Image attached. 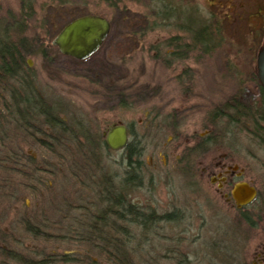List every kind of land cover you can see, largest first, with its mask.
<instances>
[{"label": "rangeland", "instance_id": "obj_1", "mask_svg": "<svg viewBox=\"0 0 264 264\" xmlns=\"http://www.w3.org/2000/svg\"><path fill=\"white\" fill-rule=\"evenodd\" d=\"M62 1L0 0V20L3 25H11L23 19L17 31L10 28L13 36L31 37L40 32L50 41L71 17L93 11L109 21L105 41L84 60L61 54L52 42L45 51L49 60L43 61L39 55L27 59L37 74L36 85L42 95L70 104L72 115L85 119L96 133L103 135L110 124L122 123L128 128L132 145L141 143L146 168L131 198L141 207L152 208L156 215L173 211L176 214L175 220L158 222L157 228L142 236L131 224H120L130 230L133 238L129 244L142 241L135 261L145 264L156 257L161 264H178L177 257L183 256L186 264H264V144L262 131L256 130L263 123L250 120L258 115L256 106L260 109L263 99L256 76V55L264 40V0H215L213 6L208 5L210 0H181L200 19L210 15L212 21L220 15L226 18L219 19L221 40L211 52H190L186 59L169 65L161 59L171 50L163 48L164 52L158 55L155 47L167 38L182 35L175 28L143 33L144 22L126 10H111L104 3L90 0ZM135 6L134 9L140 8ZM181 73L183 83L176 79ZM242 92L246 95L241 99L246 116L235 117L226 112L227 103ZM166 123H170L172 134L166 131ZM197 137L208 139V151L197 158L201 164L194 161L191 169L181 168L178 160L183 158L182 151ZM25 147L35 158L42 153L33 142H27ZM126 150L97 147L91 160L94 172L118 181ZM224 155L233 164L232 169L240 173L234 181L248 182L257 190L255 201L244 209L226 200L222 195L226 189L221 192L211 181L210 177L220 170L213 163L220 165ZM53 162L58 163L53 159L52 165ZM37 176H41L39 183ZM81 184L64 169L23 178L17 172L0 168L2 228L11 229L8 220L23 205L27 212L37 209L50 217V205L57 204L61 210L59 217L53 216L57 220L66 209L74 212L83 198L86 209L97 211L93 194L88 189L86 194ZM244 213L249 214L250 223L243 221ZM69 223L71 220L64 219L58 226L65 229L63 225ZM45 233L51 236L48 240L42 236L34 239L21 229L14 232L21 238V247L28 245L56 254L85 252L94 264H105L95 249L97 242L81 245L72 232L52 228ZM12 241L9 244L15 247L17 244Z\"/></svg>", "mask_w": 264, "mask_h": 264}, {"label": "trees", "instance_id": "obj_2", "mask_svg": "<svg viewBox=\"0 0 264 264\" xmlns=\"http://www.w3.org/2000/svg\"><path fill=\"white\" fill-rule=\"evenodd\" d=\"M63 2L65 1L61 3ZM90 2L104 3L111 10H126L132 16L137 15L145 24L144 30L141 31L143 33L168 26L181 32L182 35L167 38L160 46L155 47L158 55L164 52L163 48L171 50L161 59L166 65L186 59L190 52H211L221 40L219 19L226 18L220 15L221 18L212 21L210 15L208 19H200L191 14V10H188L181 0H90ZM135 5L140 8L134 9ZM208 5H216L215 0H210ZM212 13L214 15V12ZM89 14H93V11ZM24 15L25 12L21 14V18ZM82 15L71 17L66 24ZM22 20H15L11 25H3L0 20V168L5 172L8 169L17 172L23 178H31L34 173H51L54 169H64L74 180L82 183L81 185L86 188V194L90 190L98 210L91 212V207L86 209V198H83V203L74 212L70 208V210L66 209V212L63 211L60 220L53 219L54 215L60 216L61 210L56 208L57 204L50 205V217L43 215L44 212L38 213L37 209L27 212L28 208L24 205L22 208H17L8 220L10 230L9 227L6 230L2 228L0 223V264H10V261L16 264H94L85 252L56 254L28 248V245L21 247L22 245L19 246L21 238L14 234L17 229H21L23 233L29 234L34 239L42 236L44 240H48L51 236L46 235L45 231H49L50 228L72 232L75 235L74 240L81 245L97 242L95 249L103 256L105 264H138L134 257L138 256L137 247L142 241L136 242V245L129 244L133 238L130 237V230L120 224L122 222L131 224V228H138L142 236L145 231H151L153 227L157 228L158 222L175 220L176 212L156 215L152 208L147 205L141 207L132 200L133 188L141 184L142 171L146 168L141 158L143 154L141 143L136 146H133L129 140L126 143L124 170L118 181L114 182L107 175L94 172L95 167L91 160L96 155L97 147L109 150L104 143V137L92 130L85 119L79 118L75 113L72 115L70 104H65L61 100H50L40 93L36 85L37 75L26 66L25 59L33 55H42L45 58L47 45L51 44V41L49 38L46 40V34L40 32L31 37L20 34L13 36L22 25ZM11 27L13 34L10 33ZM39 30L44 31L43 27ZM176 79L179 83H183V73L178 74ZM260 92L263 95L261 108L256 106L259 113L250 120L257 124L260 121L263 123V127L258 126L256 130L262 131L264 136L262 87ZM245 96L242 92L231 98L227 103L226 112L232 113L235 117L246 116L245 105L241 101ZM253 102L255 104L256 100ZM172 119L173 115L170 121ZM170 123H166L165 127L167 126L166 131L172 134L173 130L169 129ZM258 136L260 138V134ZM262 137L261 143L264 144ZM193 141L192 145L185 148L187 154H201L208 147L206 137H197ZM24 142L28 144L33 142L42 150V153L38 154L39 158L24 151L21 145ZM53 159L58 163L53 162L52 165ZM181 160L182 157L178 161ZM185 168L191 169V166L187 164ZM36 179L39 183L41 176H37ZM7 195L5 193L3 196L6 198ZM244 208L246 206L241 209ZM242 217L245 223H250L249 214L244 213ZM64 219L71 220V223L63 225L65 229H62L58 224ZM11 241L17 245L10 246ZM177 258L178 264L188 263L186 257ZM158 260L159 258L156 257L151 258L145 264H161Z\"/></svg>", "mask_w": 264, "mask_h": 264}, {"label": "water", "instance_id": "obj_3", "mask_svg": "<svg viewBox=\"0 0 264 264\" xmlns=\"http://www.w3.org/2000/svg\"><path fill=\"white\" fill-rule=\"evenodd\" d=\"M109 29L110 23L105 17L85 14L65 24L53 39V44L61 54L84 60L101 47ZM256 76L264 89V40L256 55ZM103 137L109 149H122L128 142V128L122 123H112L105 130ZM256 194V188L245 181L235 182L230 190V198L238 209L249 204Z\"/></svg>", "mask_w": 264, "mask_h": 264}, {"label": "flooded vegetation", "instance_id": "obj_4", "mask_svg": "<svg viewBox=\"0 0 264 264\" xmlns=\"http://www.w3.org/2000/svg\"><path fill=\"white\" fill-rule=\"evenodd\" d=\"M52 42V41H51ZM48 54H46V56H45V58L42 56H40V58L43 60V61H45L46 59H48V57L49 56H47ZM50 57H51V55H50ZM28 60H30V59H25V63H26V66L27 67H29V68H31V64L30 63H28ZM49 60V59H48ZM50 60H51V58H50ZM52 61V60H51ZM37 75V74H36ZM213 120V119H212ZM208 132H209V130H206V135L208 134ZM207 142H209V141H207ZM22 145V147H23V149H24V151L26 152V150H25V146H26V143L24 142V143H22L21 144ZM208 151V150H207ZM207 151H204V152H207ZM204 152H202L201 154H193V153H189V154H187V151H186V149H184L183 151H182V153H181V155L183 156V160H181L179 163V165H180V167L182 168V167H186V165L188 164V165H190L191 167H192V165H194V161H197L198 159V157L199 158H201V156L203 155V153ZM189 157H192V158H190V159H188ZM222 157V162L220 163V165H218L219 163H217V162H214L213 163V165H215L214 167L216 168V169H219L220 168V170L219 171H217V172H215L214 174V176H211L210 178H211V181L213 182V183H215L216 184V186H217V188L221 191V192H223L225 189H226V191H224L223 193H222V195H224V194H227V196H228V194H229V190H230V188H231V186H232V184L233 183H235V179L239 176V172H236V170L235 169H232V163H231V161L227 158V156L226 155H224V156H221ZM192 159V160H191ZM201 160H199V161H197L196 163H197V165H199V164H201V162H200ZM218 161V160H217ZM212 163V162H211ZM213 178V179H212ZM255 201V198L249 203V204H247V205H250V204H252L253 202ZM246 205V206H247Z\"/></svg>", "mask_w": 264, "mask_h": 264}, {"label": "bare ground", "instance_id": "obj_5", "mask_svg": "<svg viewBox=\"0 0 264 264\" xmlns=\"http://www.w3.org/2000/svg\"><path fill=\"white\" fill-rule=\"evenodd\" d=\"M60 30H61V29H60ZM57 34H58V33H57ZM54 38H55V37H54ZM52 44H53V40H52ZM53 45H54V44H53ZM54 46H55V45H54ZM56 48H57V47H56ZM57 49H58V48H57ZM58 51H59V50H58ZM65 56H66V55H65ZM233 184H234V183H233ZM233 184H232V185H233ZM231 187H232V186H231ZM230 190H231V188H230ZM230 190H229V194H228V196L225 197V196H224L225 194L223 195V197H224L226 200H232V199L230 198ZM226 195H227V194H226ZM255 197H256V196H255Z\"/></svg>", "mask_w": 264, "mask_h": 264}]
</instances>
